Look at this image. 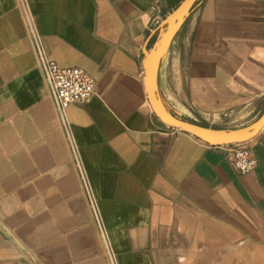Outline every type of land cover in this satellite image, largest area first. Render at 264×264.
Here are the masks:
<instances>
[{
    "label": "crops",
    "instance_id": "1",
    "mask_svg": "<svg viewBox=\"0 0 264 264\" xmlns=\"http://www.w3.org/2000/svg\"><path fill=\"white\" fill-rule=\"evenodd\" d=\"M181 2L0 0V264H264V126L240 175L226 144L148 101V56ZM184 42L202 110L264 97V0H197L165 54ZM39 54L85 69L96 94L59 112Z\"/></svg>",
    "mask_w": 264,
    "mask_h": 264
},
{
    "label": "rangeland",
    "instance_id": "2",
    "mask_svg": "<svg viewBox=\"0 0 264 264\" xmlns=\"http://www.w3.org/2000/svg\"><path fill=\"white\" fill-rule=\"evenodd\" d=\"M187 46L188 43L184 42L179 50L176 44L170 47L168 53L164 55L160 72V92L158 93V99L164 110L173 116L215 128L234 129L254 122L264 111V97H250L244 100L230 98L228 101L225 98L215 106L214 110L201 109L202 97L198 94L199 88H195L194 92L189 95V89L185 85L186 80L182 78L187 70L185 62V59L189 57ZM206 57L208 54L202 53V59ZM207 65L203 62L196 64L201 72L207 70ZM239 68L240 66L238 70ZM181 103L190 104V107L185 109ZM181 109H185L186 112L182 113ZM215 257L209 264H221L220 256L217 260ZM228 258L229 264H253L251 255L246 257V260L243 259L244 261L241 260L243 256L240 255H229ZM185 262L183 260V264H186Z\"/></svg>",
    "mask_w": 264,
    "mask_h": 264
},
{
    "label": "water",
    "instance_id": "3",
    "mask_svg": "<svg viewBox=\"0 0 264 264\" xmlns=\"http://www.w3.org/2000/svg\"><path fill=\"white\" fill-rule=\"evenodd\" d=\"M196 1L182 0L163 22L164 31L161 33L157 44L151 50L146 63L144 84L149 104L154 114L164 124L186 131L210 145L219 146L248 141L264 126V111L254 122L247 126L234 129L215 128L169 114L164 110L158 99L157 79L161 59L170 46L176 27L188 14Z\"/></svg>",
    "mask_w": 264,
    "mask_h": 264
},
{
    "label": "built area",
    "instance_id": "4",
    "mask_svg": "<svg viewBox=\"0 0 264 264\" xmlns=\"http://www.w3.org/2000/svg\"><path fill=\"white\" fill-rule=\"evenodd\" d=\"M39 66L59 112L71 104H86L96 94L97 80L81 67L59 66L40 54ZM225 153L229 165L240 175L257 165L247 141L226 144Z\"/></svg>",
    "mask_w": 264,
    "mask_h": 264
}]
</instances>
